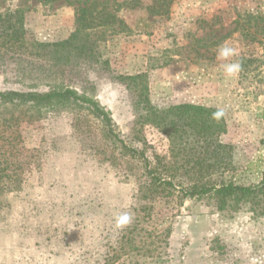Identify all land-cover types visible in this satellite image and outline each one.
I'll return each mask as SVG.
<instances>
[{
    "label": "rangeland",
    "instance_id": "1",
    "mask_svg": "<svg viewBox=\"0 0 264 264\" xmlns=\"http://www.w3.org/2000/svg\"><path fill=\"white\" fill-rule=\"evenodd\" d=\"M0 0L21 19L26 47L4 46L0 93L69 87L110 117L73 103L34 107L0 100V264H101L145 201L150 166L170 142L142 113L119 75L144 74L151 103L222 111L228 170L215 177L255 185L264 173V0ZM77 8L100 16L93 55L40 53L35 42L74 32ZM251 13L258 18L244 17ZM109 14L110 19L105 16ZM222 45L235 55L221 59ZM60 56V57H59ZM238 63L229 74L226 66ZM153 224L169 244L143 264H264V213L246 203L218 210L213 197L153 202ZM117 264H128L121 260Z\"/></svg>",
    "mask_w": 264,
    "mask_h": 264
},
{
    "label": "trees",
    "instance_id": "2",
    "mask_svg": "<svg viewBox=\"0 0 264 264\" xmlns=\"http://www.w3.org/2000/svg\"><path fill=\"white\" fill-rule=\"evenodd\" d=\"M154 1V12L163 14L167 13L172 0ZM77 12L76 27L69 37L55 42H35L34 48L40 53H55L67 58L72 54L79 57L93 55L89 31L98 26L96 21L101 18L86 8H77ZM12 17L11 12L0 11L2 43L26 47L27 43L19 37L23 33L21 19L11 21ZM110 17L107 14L105 19ZM244 17L250 20L260 16L247 13ZM144 76L140 73L119 75L118 78L135 95V105L142 112L138 122L152 124L166 135L170 142L169 154L156 156L153 166L143 156L146 181L140 189V197L145 203L139 206L133 223L121 232L116 245L111 247L101 264H117L121 260H128V264H143L160 258L169 244L171 231L169 226L153 224V202L175 193L179 198L213 197L218 210L235 211L250 203L255 213H264V173L255 185L215 179L228 170L225 154L229 146L220 141L226 131L222 111L192 103L158 108L150 101ZM0 100L30 102L34 107L86 104L106 125L110 124L108 113L97 102L69 87H53L43 93L7 91L0 93Z\"/></svg>",
    "mask_w": 264,
    "mask_h": 264
},
{
    "label": "clouds",
    "instance_id": "3",
    "mask_svg": "<svg viewBox=\"0 0 264 264\" xmlns=\"http://www.w3.org/2000/svg\"><path fill=\"white\" fill-rule=\"evenodd\" d=\"M219 57L221 59H226L230 56L235 55V50L228 47L227 45H222L219 49L218 53ZM240 70V65L238 63L230 64L226 66V71L229 74H235Z\"/></svg>",
    "mask_w": 264,
    "mask_h": 264
}]
</instances>
